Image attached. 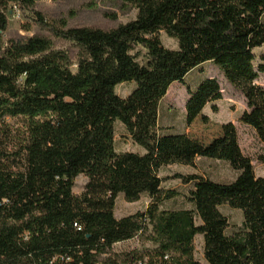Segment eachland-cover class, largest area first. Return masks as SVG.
I'll use <instances>...</instances> for the list:
<instances>
[{"label": "trees", "instance_id": "obj_1", "mask_svg": "<svg viewBox=\"0 0 264 264\" xmlns=\"http://www.w3.org/2000/svg\"><path fill=\"white\" fill-rule=\"evenodd\" d=\"M38 1L0 0V264H264V176L235 125L225 122L205 144L185 131L158 124L147 132L136 123L154 125L152 111L175 82L187 89L186 125L209 104L217 111L216 78L186 81L210 62L245 97L239 120L264 143V53L255 51L264 46V0H155L147 13L106 29L49 22ZM16 9L27 32L36 25L52 37L7 36ZM124 83L134 87L121 96L116 87ZM117 123L143 152L118 150ZM198 159L224 162L236 177L159 176L165 166L196 167ZM133 173L151 178L121 181ZM81 174L87 182L76 194ZM173 179L187 191L163 187ZM120 193L128 202L146 194L149 203L118 218ZM178 196L191 207H164ZM224 205L241 212L240 225L220 214ZM200 234L208 236L204 263L195 257ZM134 237L140 246L114 249Z\"/></svg>", "mask_w": 264, "mask_h": 264}, {"label": "rangeland", "instance_id": "obj_2", "mask_svg": "<svg viewBox=\"0 0 264 264\" xmlns=\"http://www.w3.org/2000/svg\"><path fill=\"white\" fill-rule=\"evenodd\" d=\"M124 3L114 2L112 0H40L36 4L38 10L49 22H55L61 18L68 21L69 26H95L101 28H111L119 23H125L137 16L147 13L154 5L155 0H122ZM232 14L242 18L237 12ZM25 18L22 14L16 11L9 15L7 36H28L34 33L51 36L49 32L33 25L32 30L27 32L24 25ZM162 40L167 47L175 48L176 41L168 37L165 33H161ZM57 47L65 46V43L53 38ZM258 56L264 53V46L255 49ZM202 76H210L216 78L221 87L222 99L217 101L218 110L214 111L211 105H207L202 114L197 116L194 121L186 125L185 123V101L188 93L186 87L179 83H173L165 97L163 98L160 108L157 111H152L154 116V125L150 126L136 118V123L147 132H157V125L169 127L175 131H185L190 136L198 139L202 143L210 142L214 137L222 133V125L225 122L231 121L236 129L239 139V144L245 154L252 158V163L256 175L264 176V162L261 157H264V143L261 142L256 132L246 124L240 122L239 117L241 113L247 109L245 97L242 93L231 86L223 74L215 65L210 62L203 64L186 77V81L191 86ZM258 83L264 86V74H260ZM133 83H124L116 87V91L121 96H126ZM116 140L118 150L137 151L143 150L138 147L128 136L125 128L120 124H116ZM143 152V151H142ZM192 172H206L213 179L220 181H231L236 177V172L231 169L226 163L212 161L209 159H198L197 166H186L173 164L163 167L159 176L164 177L174 173H192ZM151 176L147 173H133L124 174L121 181L128 185H138ZM87 182V177L83 174L75 178L74 192L79 194L84 189ZM163 187L175 188L184 193L187 187L183 186L179 179L168 180L164 182ZM149 203V197L143 194L140 200L136 202H128L124 195L120 193L116 198L115 214L118 218L125 215L143 211ZM167 208H181L191 207L182 196H178L173 200L167 201L164 204ZM220 214L225 215L231 225H240L242 221L241 212L233 209L227 205L221 206ZM202 219H198L200 223ZM217 231L213 228L211 235H216ZM208 236L204 234L197 235L194 240L195 257L201 262L204 261V248ZM140 246V241L137 238H125L118 240L114 244L115 250L130 249Z\"/></svg>", "mask_w": 264, "mask_h": 264}, {"label": "built area", "instance_id": "obj_3", "mask_svg": "<svg viewBox=\"0 0 264 264\" xmlns=\"http://www.w3.org/2000/svg\"><path fill=\"white\" fill-rule=\"evenodd\" d=\"M15 11H16L17 13H19V11H18L17 9H16Z\"/></svg>", "mask_w": 264, "mask_h": 264}]
</instances>
